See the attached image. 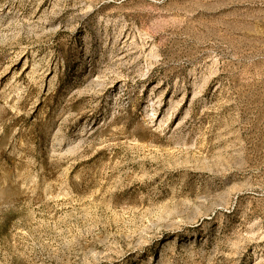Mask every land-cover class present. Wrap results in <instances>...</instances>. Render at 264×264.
Returning a JSON list of instances; mask_svg holds the SVG:
<instances>
[{"label": "rangeland", "instance_id": "374dc122", "mask_svg": "<svg viewBox=\"0 0 264 264\" xmlns=\"http://www.w3.org/2000/svg\"><path fill=\"white\" fill-rule=\"evenodd\" d=\"M0 264H264V0H0Z\"/></svg>", "mask_w": 264, "mask_h": 264}]
</instances>
